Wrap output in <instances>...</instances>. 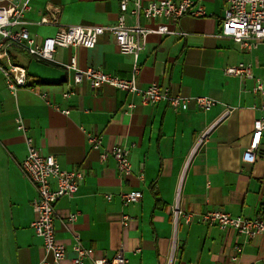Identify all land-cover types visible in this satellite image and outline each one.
I'll return each mask as SVG.
<instances>
[{"label":"crops","instance_id":"1","mask_svg":"<svg viewBox=\"0 0 264 264\" xmlns=\"http://www.w3.org/2000/svg\"><path fill=\"white\" fill-rule=\"evenodd\" d=\"M120 1L31 0L26 28L38 41L54 35L55 26L38 24L47 4L60 8L62 26H110L119 17ZM127 1L131 7L134 0ZM149 1L140 0L143 5ZM195 1L206 17H183L170 25L184 36H147L136 84L146 88L155 83L186 98L208 97L216 102L208 112L192 103L186 111L165 103L143 106L131 94L105 85L92 89L86 83L64 98L72 73L61 64L73 55L80 69L131 77L133 57L120 54L108 34L99 37L93 49H58L54 62L11 53L34 89L11 94L0 75V264L51 263L30 228L36 193L19 169L27 154L25 136L43 155L54 156L62 170L84 175L76 195L55 204V238L67 258L59 264H70L76 237L93 250L94 258L111 260L122 251L126 264H264L263 235L249 239L200 222L201 215L211 211L264 218V132L254 156L246 155L253 122L262 115L261 99L251 93L252 80L223 74L225 68L243 63L264 79V58L260 48L245 53L231 40L217 37L222 2ZM135 23L126 16L127 25ZM18 118L24 134L17 130ZM87 134L102 135L105 149L128 147L131 173L121 175L111 159L100 163ZM134 191H140L141 199L123 205L119 195ZM175 204L194 215L189 224L183 219L175 223ZM74 214L77 220L71 222ZM124 216L130 218L125 224Z\"/></svg>","mask_w":264,"mask_h":264},{"label":"built area","instance_id":"2","mask_svg":"<svg viewBox=\"0 0 264 264\" xmlns=\"http://www.w3.org/2000/svg\"><path fill=\"white\" fill-rule=\"evenodd\" d=\"M218 1L224 4V11L217 37L231 40L245 53L260 48L264 58V0ZM30 2L31 0H0V75L9 93L14 94L19 89H34L29 84L26 69L12 61L11 53L23 54L36 61L54 62L53 55L58 49H93L98 38L108 34L113 37L120 54L133 57L131 77L119 78L97 68L80 69L73 55L68 63L61 64L68 73H72L71 81L66 84V90L63 93L64 98L73 95L76 86L86 83L92 89L105 85L131 94L137 97L143 106L165 103L174 110L186 111L192 103L203 112H208L215 106L216 102L208 97L186 98L172 94L168 88H161L155 83L146 88H139L136 84V77L139 74L138 57L144 49L147 36L151 34L184 36L183 33L171 29L170 25L177 23L183 17L193 19L206 17V12L198 1L150 0L143 5L140 0H134L129 7L128 1L122 0L119 3V17L115 24L90 27L60 25V8L47 4L38 24L55 26L56 32L53 36L45 37L40 41L32 37L26 28L25 16L32 12ZM127 15L136 20L134 25L126 24ZM140 19L151 21L155 26L147 28L140 24ZM223 74L243 81L252 80L251 93L261 99L262 115L253 122L251 141L246 151L247 157L252 158L264 132V79L255 77L251 65L243 63L225 68ZM41 98L46 99V95L42 94ZM132 107L133 103L127 108ZM54 108L57 109L56 106ZM61 112L65 115L69 113ZM16 124L17 130L24 134L25 128L19 118L16 119ZM204 137L205 135L199 137L194 151L202 144ZM86 140L91 149L99 153L100 163H106L111 159L121 175L126 176L131 173L128 147L114 146L111 149H105L102 135L87 134ZM25 144L27 154L19 164V169L36 193L31 203L35 218L30 228L42 240L45 253L51 256L50 264H59L67 258L64 245L58 243L55 238V204L61 198H71L76 195L84 175L81 171L62 170L54 156L43 155L27 136H25ZM106 199L110 200L111 197L107 196ZM140 199V191L119 195L123 205L135 203ZM172 210L175 223L178 219H183L186 224H189L194 218L192 213L181 211L178 204H175ZM77 217L78 214L72 215L70 221H76ZM129 220V217L124 216L123 224ZM200 222L208 227L232 230L237 235L249 239L258 235L264 236V218L262 217L248 219L241 216L233 217L222 211H211L201 215ZM71 247L74 256L68 259L70 264L127 263L122 251H119L111 260L94 258L93 250L83 247L77 237ZM240 251L241 249L237 247L236 252Z\"/></svg>","mask_w":264,"mask_h":264}]
</instances>
